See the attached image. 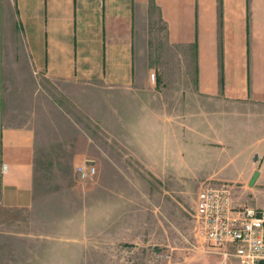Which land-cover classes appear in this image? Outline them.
<instances>
[{"label": "crops", "instance_id": "0c3cea01", "mask_svg": "<svg viewBox=\"0 0 264 264\" xmlns=\"http://www.w3.org/2000/svg\"><path fill=\"white\" fill-rule=\"evenodd\" d=\"M4 6L3 30L14 31L17 46L4 40V62L14 65L0 69V264H80L96 239L84 229L99 206H113V187L97 174L83 181L73 160L65 170L72 178L61 187L79 197L62 196V188L55 197L53 184L38 180L45 149L37 112L49 122L44 112L51 105L34 102L35 76L83 88L92 101L96 95L90 117L139 171L159 181L189 166L199 183L237 182L231 175L237 157L252 152L259 163L252 185L264 182V156L257 154L264 153L263 135L237 137L235 128L237 104L264 105V0H6ZM172 46L192 57L190 95L198 112L181 119L162 112L160 89L149 77L148 63L162 61ZM102 93L106 98L97 97ZM54 111L59 115V107Z\"/></svg>", "mask_w": 264, "mask_h": 264}, {"label": "rangeland", "instance_id": "374dc122", "mask_svg": "<svg viewBox=\"0 0 264 264\" xmlns=\"http://www.w3.org/2000/svg\"><path fill=\"white\" fill-rule=\"evenodd\" d=\"M5 1L0 0V69L8 70L14 63L4 62L8 53L4 48V40L7 38L13 48L17 46V37L13 30L10 33L3 30L1 13L5 9ZM188 54L189 50L186 52L184 47L172 46L162 55V61L148 63L152 66L155 85L161 92L158 100L162 103V112L176 114L178 119L188 113L196 115L198 112L190 95L194 79L192 57ZM76 87L35 76L33 100L40 105L46 102L51 105L44 112L49 120H46L48 126L44 125L43 112H37L38 129L42 132L45 149L44 155L37 161L38 180L49 181L50 186L53 184L51 189L56 190L53 194L55 197H79L77 192L61 187L69 177L72 178V174L65 170L72 160L74 169L76 164L91 163L90 159L93 158V165L97 169L93 175L97 174L103 185L107 183L113 187V206H99L96 220L92 218L84 229L96 239L92 250L81 254L80 264H219L216 255L206 252V243L194 228V196L200 187L206 185L197 182L196 171L188 166L185 167L187 172L168 174L161 181L149 173L139 171V166L132 159H127L128 151L107 139L99 121L93 119L95 115L91 112V102L95 101L96 95L92 101L88 91L83 92V88ZM73 89L79 90L76 93L80 94H74ZM107 95L102 93L97 97L106 98ZM56 107H59V115L54 111ZM91 113L93 118L90 117ZM227 128L232 130L233 124ZM235 128L237 137H255L254 130H259L264 137V105L250 107L249 104H237ZM257 152L259 157L264 156L262 150ZM244 155L237 157V163L240 162L237 164V175L231 174L232 177L237 176V182L215 179L206 181L211 180L209 185L229 182L233 184V197L237 201L264 206V182L258 181L248 186L245 181L250 169H255L259 163L251 161L252 152ZM111 163L115 167L111 168ZM53 166L56 172L52 171ZM262 170L264 174V160ZM78 176L83 181L91 177ZM61 188L63 190L60 195L57 190L61 191ZM105 191L100 197L106 198ZM226 264L233 262L227 261Z\"/></svg>", "mask_w": 264, "mask_h": 264}, {"label": "built area", "instance_id": "2783aa9c", "mask_svg": "<svg viewBox=\"0 0 264 264\" xmlns=\"http://www.w3.org/2000/svg\"><path fill=\"white\" fill-rule=\"evenodd\" d=\"M149 77L154 78L152 71ZM75 171L87 177L95 168L79 163ZM192 211L194 228L203 237L206 252L216 255L219 264H264V206L235 203L233 184L221 181L196 191Z\"/></svg>", "mask_w": 264, "mask_h": 264}, {"label": "water", "instance_id": "95a60500", "mask_svg": "<svg viewBox=\"0 0 264 264\" xmlns=\"http://www.w3.org/2000/svg\"><path fill=\"white\" fill-rule=\"evenodd\" d=\"M252 160H253V161H256V160H257V155H256V154H254V155L252 156ZM257 176H258V170L255 169L254 171H252V173H251V175H250V177H249V179H248L247 185H248V186H252V184H253V182L255 181V179L257 178Z\"/></svg>", "mask_w": 264, "mask_h": 264}]
</instances>
